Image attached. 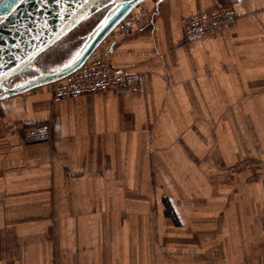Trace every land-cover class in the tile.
Instances as JSON below:
<instances>
[{"label":"crops","instance_id":"1","mask_svg":"<svg viewBox=\"0 0 264 264\" xmlns=\"http://www.w3.org/2000/svg\"><path fill=\"white\" fill-rule=\"evenodd\" d=\"M146 4L110 54L139 93L0 100V264H264V0ZM225 4L231 28L184 41V17ZM105 15L10 87L73 62Z\"/></svg>","mask_w":264,"mask_h":264},{"label":"water","instance_id":"2","mask_svg":"<svg viewBox=\"0 0 264 264\" xmlns=\"http://www.w3.org/2000/svg\"><path fill=\"white\" fill-rule=\"evenodd\" d=\"M147 0H0V100L57 82L78 70L100 42ZM106 10L104 20L76 58L58 72L42 74L21 86L9 82L83 23Z\"/></svg>","mask_w":264,"mask_h":264},{"label":"built area","instance_id":"3","mask_svg":"<svg viewBox=\"0 0 264 264\" xmlns=\"http://www.w3.org/2000/svg\"><path fill=\"white\" fill-rule=\"evenodd\" d=\"M145 3L135 6L100 42L78 70L51 84L54 102L99 93L126 96L140 92V76L114 66L110 54L129 30L140 27L152 15V10ZM237 17V11L231 4L186 16L181 21L183 39L185 42H191L227 30L236 23ZM51 139L52 129L47 123L28 128L23 134L24 144L48 142Z\"/></svg>","mask_w":264,"mask_h":264},{"label":"rangeland","instance_id":"4","mask_svg":"<svg viewBox=\"0 0 264 264\" xmlns=\"http://www.w3.org/2000/svg\"><path fill=\"white\" fill-rule=\"evenodd\" d=\"M147 7L149 8L148 5H147ZM105 12H106V10L98 13L92 19H90L89 21H87V22L83 23L82 25H80L77 29H75L73 32H71L70 35H68L65 39H63L59 44L54 46L51 50H49L45 54L41 55L37 59L36 63H38L41 66H45L46 67V66H49V65H51L52 63H55V62H59L60 63L61 60H64V59L70 57V54L74 52V49H76L79 46L80 42H81L80 41L81 38H79L80 35L85 34L97 22H99L101 17L105 14ZM131 30H129L128 33H131ZM18 78L20 79V77L12 79L9 82V84L14 83V81H16ZM19 96H22V94L19 95Z\"/></svg>","mask_w":264,"mask_h":264}]
</instances>
